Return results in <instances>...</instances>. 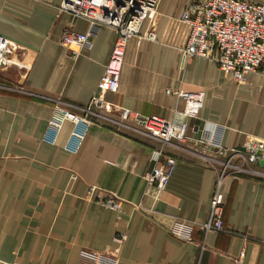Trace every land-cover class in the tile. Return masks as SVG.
<instances>
[{"label":"crops","instance_id":"1","mask_svg":"<svg viewBox=\"0 0 264 264\" xmlns=\"http://www.w3.org/2000/svg\"><path fill=\"white\" fill-rule=\"evenodd\" d=\"M191 1H159L157 39L168 16ZM61 2L0 0V36L7 40L0 61V264H77L81 248H113L119 231L127 238L118 264H264V179L226 177L219 189L224 229L195 226L185 240L169 228L177 218L207 220L217 179L188 151L191 142L164 145L176 162L158 191L144 177L162 144L149 135L96 121L71 150L68 121L54 144L43 139L55 103L75 109L68 103L90 102L116 38L112 27L101 25L91 45L72 58L60 34L68 23L85 32L89 22L60 10ZM198 89L199 117L185 118L184 94ZM105 97L133 114L186 121L193 136L199 135L194 125L222 124L228 147L246 136L264 138V74L251 71L237 82L203 56L182 65L178 50L158 40L128 38L118 91ZM90 185L116 192L123 212L90 201Z\"/></svg>","mask_w":264,"mask_h":264},{"label":"built area","instance_id":"2","mask_svg":"<svg viewBox=\"0 0 264 264\" xmlns=\"http://www.w3.org/2000/svg\"><path fill=\"white\" fill-rule=\"evenodd\" d=\"M160 0H62L59 9L69 12L73 17H82L89 22V28L80 32L68 23L60 34L59 41L72 58H77L83 47L92 43V36L101 25L112 27L116 38L109 59L106 62L96 90L88 104L74 105L75 109L55 103L47 119L43 139L51 144L68 121L71 128L65 146L75 150L89 126L96 121H111L117 125L131 128L149 135L159 141L161 146L152 151L154 163L144 177L148 185L158 191L165 188L173 171L176 157L168 153L164 145L173 140L191 142L187 148L193 157L205 166L214 169L217 179L210 199L207 220L195 222L177 218L169 231L175 236L188 240L192 229L197 226L204 232L224 229L222 217L223 203L220 199V185L226 177L238 179L250 176L264 179V138L246 136L239 146L223 145L224 126L204 121L202 126L194 125L192 130L198 136L187 134L186 121L179 124L161 116L133 114L124 107H118L106 100V93L117 92L120 69L130 36L137 35L150 40H158L178 50L182 65L193 56H203L216 63L223 74L239 82L251 71L264 74V2L253 0H192L179 14L169 15L162 38L157 39L154 31L159 18ZM147 28L141 33L143 22ZM7 40L0 36V61L3 60ZM203 92L201 89L184 94L183 117H199ZM179 145V144H178ZM86 197L106 208L122 211V200L114 191L100 193L90 185ZM142 208V203L137 204ZM127 234L123 231L112 237L113 248L97 250L81 248L77 264H118L121 244Z\"/></svg>","mask_w":264,"mask_h":264},{"label":"water","instance_id":"3","mask_svg":"<svg viewBox=\"0 0 264 264\" xmlns=\"http://www.w3.org/2000/svg\"><path fill=\"white\" fill-rule=\"evenodd\" d=\"M259 163L264 165V159H260Z\"/></svg>","mask_w":264,"mask_h":264}]
</instances>
